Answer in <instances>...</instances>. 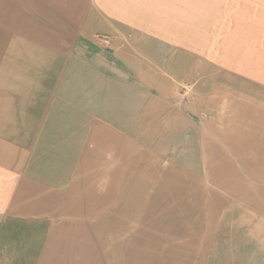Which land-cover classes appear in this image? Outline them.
Wrapping results in <instances>:
<instances>
[{
    "label": "crops",
    "instance_id": "1",
    "mask_svg": "<svg viewBox=\"0 0 264 264\" xmlns=\"http://www.w3.org/2000/svg\"><path fill=\"white\" fill-rule=\"evenodd\" d=\"M202 10L214 53L193 37ZM251 41L264 0H0V264H264V67L245 78L236 60ZM193 58L221 75L195 101L172 76ZM166 156L216 192L149 199L174 184L145 177ZM159 200L152 216L197 219L185 243L111 224Z\"/></svg>",
    "mask_w": 264,
    "mask_h": 264
},
{
    "label": "rangeland",
    "instance_id": "2",
    "mask_svg": "<svg viewBox=\"0 0 264 264\" xmlns=\"http://www.w3.org/2000/svg\"><path fill=\"white\" fill-rule=\"evenodd\" d=\"M211 15L207 11H195L193 12V22H196L197 24H193V37L194 39H208V49L211 51V53H214V51L217 49V37L214 33L215 26L208 25V23L214 22V18L210 19ZM258 42V41H257ZM247 45L249 49H244L245 46H238L236 49L237 53L243 55V57L237 58V62L239 63L240 72L245 73L241 74V77L248 78V74L251 71L259 72L264 67V46L262 47V43H253L251 41ZM198 44L196 43L195 46ZM226 46L229 47V43H226ZM251 48H254L253 50ZM249 55V56H247ZM247 56V57H246ZM228 61H231L232 59H226L224 58L223 61L226 63ZM235 60V61H236ZM216 71V67L212 65L210 62L205 66L204 61H201L197 58L192 59V69L190 72L188 70H184V68L181 66L179 69V73H172V76L175 78H179L180 80H176V86L181 87L178 92H180L181 95H184L186 97L191 98L192 101H195L194 97H197L198 95L203 94L204 92H208L207 90H203L205 87H210V85L213 82H216V80L220 79V74ZM248 74V75H246ZM171 81V77L169 78ZM230 80V77L227 75H223V81ZM240 83H243V79H240ZM183 84L187 85V88L184 89ZM178 89V88H177ZM193 145L197 143L196 146L192 148L193 153L198 150L199 144L198 142H195V139H192ZM197 154V153H196ZM172 156H178V155H172ZM208 157V156H207ZM196 159V160H194ZM198 162V154L196 156L193 155V162ZM177 164L178 160L176 161ZM148 164V163H147ZM144 164V165H147ZM198 164V163H196ZM159 165L161 167L159 169H153L149 171L145 170V177L151 178L155 177L157 183L163 181V179H168L169 177H174L175 180H172V185L168 186H162V185H155V186H144L143 190L144 193L149 194V199L152 196V193L158 195L159 197H162L164 199H170V201L174 199H178V197H181L180 195H186V197H190L192 199H199L201 195L199 194H205V193H212L214 194L216 192V187L214 184V173H212L210 170L207 169V171H204L203 176L200 178L199 176L193 178L187 177L183 175V171H181L180 175L179 172L173 170L171 171L169 166H171V163H169L167 156L165 159L161 158L159 161ZM155 166V165H154ZM164 166V167H162ZM148 167V165H147ZM178 167V166H177ZM153 171H155V174H153ZM213 175V179L210 177ZM187 179L186 184L184 179ZM127 193L133 191V192H139L140 186L134 187L129 184L127 187H125ZM155 197V196H154ZM196 197V198H195ZM161 199V198H160ZM174 202H166V204H173ZM209 208L211 206H215L216 203L214 202H207ZM114 204V203H113ZM134 204V203H133ZM162 202L159 201H149V202H142L141 205H144V212L140 213V217H121L119 210H115L113 208L112 210V218H111V224L113 226H126L128 229H132L133 231H136V229L142 231L143 235L141 240L147 242V241H161V242H169V241H175L180 239L184 243L188 239L187 235L182 234L177 235V232L183 229V222H194V220H197L193 217H184L183 212H176L172 208H164L158 210V213H156V217L152 216L153 212L148 206H158L161 205ZM189 205L192 206V209H194V205H199L198 201H189ZM183 208V206H182ZM143 214V215H142ZM181 215V216H180ZM215 220V218L213 219ZM210 221V218L208 219ZM210 224V223H209ZM215 225V223H214ZM188 229V228H185ZM177 235V236H176ZM154 238V239H153Z\"/></svg>",
    "mask_w": 264,
    "mask_h": 264
}]
</instances>
